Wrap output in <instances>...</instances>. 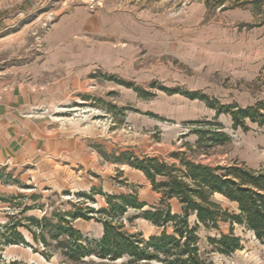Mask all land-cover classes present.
Here are the masks:
<instances>
[{
	"label": "rangeland",
	"instance_id": "1",
	"mask_svg": "<svg viewBox=\"0 0 264 264\" xmlns=\"http://www.w3.org/2000/svg\"><path fill=\"white\" fill-rule=\"evenodd\" d=\"M256 1L259 9L247 3L220 10L207 8L204 0H0V23L10 32L0 39V80L44 87L46 104L33 112L77 138L69 155L0 161V260L66 264L58 254L46 258L24 226L18 230L28 245L3 244L10 234L2 227L6 221L35 229L28 216L107 207L99 189L133 193L144 208L157 205L160 193L144 174L125 162L126 155L115 160L122 153L176 162L171 153L184 151L202 163L264 164V125L248 121V130L234 128L225 113L216 120L231 140L208 153L189 150L185 143L193 144L195 135L188 133V122L213 120L215 112L198 99L164 89L205 93L222 104L264 101V0ZM81 7L91 19L82 28L72 26L66 39L52 40L55 25ZM213 199L229 212L237 210L222 195ZM169 203L173 212L180 211L177 200ZM23 206L28 208L20 211ZM140 211L127 209L125 227L145 237L158 234L162 228ZM73 225L90 239L102 234V224L93 218H77ZM228 231V222L199 229V247L211 264H264V244L241 224H233L240 249L229 255L211 250L206 236Z\"/></svg>",
	"mask_w": 264,
	"mask_h": 264
},
{
	"label": "trees",
	"instance_id": "2",
	"mask_svg": "<svg viewBox=\"0 0 264 264\" xmlns=\"http://www.w3.org/2000/svg\"><path fill=\"white\" fill-rule=\"evenodd\" d=\"M204 0L207 8L220 10L252 4L260 8L256 0ZM131 83H127L128 86ZM169 93L181 92L185 96L200 99L215 109V119H196L188 133L196 134L193 144L185 143L189 150L209 149L228 143L231 138L223 131V125L216 120L220 113L229 114L232 127L248 130V121L264 125V101L240 106L237 103L222 104L205 93L164 88ZM125 162L140 170L151 187L160 193L158 204L144 208L145 202L133 193L106 194L101 189L107 207L95 209L93 206H77L70 211L54 210L40 218L28 216L35 223L34 229L23 221H6L2 227L10 230L3 237V244L23 243L28 245L18 226H24L32 239L43 247V255L50 258L58 254L66 264H211L199 247V229H219L220 222L229 223L227 233L207 235L211 250L229 255L242 247L241 239L233 232V224H241L251 230L256 239L264 244V164L257 168L244 162L210 164L189 158L184 151L171 153L176 162H168L155 155H133L122 153ZM214 194L222 195L236 204L237 210L229 212L213 199ZM176 198L180 211L173 212L169 200ZM94 201L92 197H89ZM131 207L141 210L140 214L153 225L161 227L158 234L148 237L141 232H131L125 227L123 215ZM28 207L23 206L20 211ZM100 214V215H97ZM77 218L95 219L102 224V234L98 239H90L73 225ZM169 229V230H168ZM119 260V261H116ZM0 264H25L13 260Z\"/></svg>",
	"mask_w": 264,
	"mask_h": 264
},
{
	"label": "crops",
	"instance_id": "3",
	"mask_svg": "<svg viewBox=\"0 0 264 264\" xmlns=\"http://www.w3.org/2000/svg\"><path fill=\"white\" fill-rule=\"evenodd\" d=\"M74 13L71 16L67 15L55 25L52 40L66 39L72 32V26L82 28L92 17L83 7L76 9ZM66 24L70 26L67 27ZM8 27L7 23H0V32L4 31L0 39L10 34L7 32ZM174 93L181 92L169 94ZM202 102L205 104L204 101ZM45 104L46 90L44 87L41 90H35L24 83L10 85L0 80V161L24 163L52 155L71 154L74 145L77 144V138L70 137L65 128L43 117V113L33 112ZM210 109L214 110L215 117V109ZM194 135L193 142L197 138L196 134ZM171 199L177 200L176 198Z\"/></svg>",
	"mask_w": 264,
	"mask_h": 264
},
{
	"label": "water",
	"instance_id": "4",
	"mask_svg": "<svg viewBox=\"0 0 264 264\" xmlns=\"http://www.w3.org/2000/svg\"><path fill=\"white\" fill-rule=\"evenodd\" d=\"M116 261H119V260H116Z\"/></svg>",
	"mask_w": 264,
	"mask_h": 264
}]
</instances>
